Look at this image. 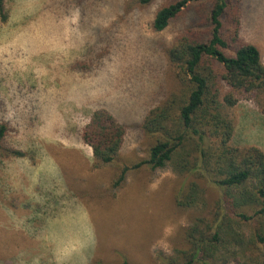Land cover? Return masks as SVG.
<instances>
[{"label": "rangeland", "instance_id": "rangeland-1", "mask_svg": "<svg viewBox=\"0 0 264 264\" xmlns=\"http://www.w3.org/2000/svg\"><path fill=\"white\" fill-rule=\"evenodd\" d=\"M5 1L0 121L9 126L6 144L25 155L0 156V264H95L123 256L163 264L196 212L177 206L176 173L170 166L132 170L113 189L114 167L96 166L81 131L94 110L106 108L126 126L124 158L147 155L142 119L178 83L165 48L194 14L155 31L161 0ZM241 7V34L264 62V0ZM227 112L235 124L231 143L264 151V114L254 102L241 100Z\"/></svg>", "mask_w": 264, "mask_h": 264}, {"label": "trees", "instance_id": "trees-1", "mask_svg": "<svg viewBox=\"0 0 264 264\" xmlns=\"http://www.w3.org/2000/svg\"><path fill=\"white\" fill-rule=\"evenodd\" d=\"M155 1L135 0L141 6ZM242 1L161 0L153 30L166 29L188 11L194 19L165 48L178 83L142 119L146 156L124 158L126 126L106 108L94 110L81 131L96 166L114 167L113 189L132 170L170 166L176 173L177 206L196 212L163 264H264V151L231 143L235 124L227 112L246 99L264 114V62L259 47L241 34ZM8 17L0 0V22ZM8 129L0 121V156L25 155L6 144ZM95 264L133 263L123 256Z\"/></svg>", "mask_w": 264, "mask_h": 264}, {"label": "crops", "instance_id": "crops-1", "mask_svg": "<svg viewBox=\"0 0 264 264\" xmlns=\"http://www.w3.org/2000/svg\"><path fill=\"white\" fill-rule=\"evenodd\" d=\"M8 19H9V17H8ZM7 21H8V20H7ZM7 21H6V22H7ZM2 23H5V22H2ZM234 133H235V132H234ZM78 218H79V217H78ZM87 222H88V220H87ZM87 222H86V224H87ZM87 226H88V225H87ZM59 227L61 228V226H59ZM80 229H82V228H80Z\"/></svg>", "mask_w": 264, "mask_h": 264}]
</instances>
